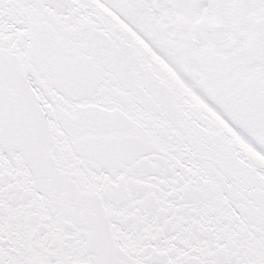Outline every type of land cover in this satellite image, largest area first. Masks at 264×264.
I'll list each match as a JSON object with an SVG mask.
<instances>
[{"label":"snow or ice","instance_id":"6c2138e0","mask_svg":"<svg viewBox=\"0 0 264 264\" xmlns=\"http://www.w3.org/2000/svg\"><path fill=\"white\" fill-rule=\"evenodd\" d=\"M0 264H264V0H0Z\"/></svg>","mask_w":264,"mask_h":264}]
</instances>
